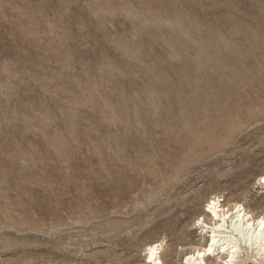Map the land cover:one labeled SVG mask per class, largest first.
Returning a JSON list of instances; mask_svg holds the SVG:
<instances>
[{
  "label": "rangeland",
  "instance_id": "rangeland-1",
  "mask_svg": "<svg viewBox=\"0 0 264 264\" xmlns=\"http://www.w3.org/2000/svg\"><path fill=\"white\" fill-rule=\"evenodd\" d=\"M262 176L264 0H0V264H183Z\"/></svg>",
  "mask_w": 264,
  "mask_h": 264
},
{
  "label": "bare ground",
  "instance_id": "bare-ground-1",
  "mask_svg": "<svg viewBox=\"0 0 264 264\" xmlns=\"http://www.w3.org/2000/svg\"><path fill=\"white\" fill-rule=\"evenodd\" d=\"M193 205L195 203H186L184 210L191 213ZM181 210V207L177 209L174 219L172 218L173 232L177 231V226L183 221L176 214ZM211 214L213 215L210 217ZM189 226L184 234H179V237L183 238L182 241H189V234L200 229V235L203 238L208 236L210 244L204 249L196 248L188 253L183 264H208L210 260L214 261V264H264V217L255 220L241 204H236L233 209H225L220 201L213 200L209 202L203 219L198 220L194 228ZM249 235L250 241H245V237ZM239 238L245 241L244 244ZM161 246L156 243L148 248L150 253L146 264H163ZM243 248L246 249V255Z\"/></svg>",
  "mask_w": 264,
  "mask_h": 264
}]
</instances>
